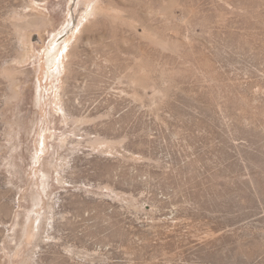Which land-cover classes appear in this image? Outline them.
I'll return each instance as SVG.
<instances>
[{
    "label": "rangeland",
    "instance_id": "obj_1",
    "mask_svg": "<svg viewBox=\"0 0 264 264\" xmlns=\"http://www.w3.org/2000/svg\"><path fill=\"white\" fill-rule=\"evenodd\" d=\"M0 264H264V0H0Z\"/></svg>",
    "mask_w": 264,
    "mask_h": 264
},
{
    "label": "bare ground",
    "instance_id": "obj_2",
    "mask_svg": "<svg viewBox=\"0 0 264 264\" xmlns=\"http://www.w3.org/2000/svg\"><path fill=\"white\" fill-rule=\"evenodd\" d=\"M74 1H76V0H74ZM109 1V0H108ZM78 3H79V1H78ZM112 4V3H111ZM115 4V3H114ZM114 4H112V5H114ZM87 6H89V5H87ZM92 7V6H91ZM93 8V7H92ZM91 8V9H92ZM91 12V11H90ZM95 13H96V11H95V9L91 12V13H87V19H90L92 16H94L95 15ZM84 19V18H83ZM45 20V18H44V16H41V17H39V18H33V19H30L28 22H27V24H29V23H33V22H39V23H42L43 21ZM96 20H92L91 21V23L93 24L94 22H95ZM25 23V22H24ZM92 24H90V25H87L84 29H85V31L86 30H91V25ZM26 25V24H25ZM82 25V24H81ZM27 26H29V25H27ZM80 27V26H79ZM82 32V31H81ZM84 34H85V32H84ZM89 37H87V39H88ZM82 41H83V39H82ZM78 47H79V45H77ZM77 46H75L72 50H71V52H70V54H72V56H75V54H77L76 53V50H77ZM67 47V46H66ZM77 56V55H76ZM72 61V60H71ZM69 80V79H68ZM136 82V81H135ZM66 94V93H65ZM33 217V216H32ZM32 218L31 217H29V221L31 220ZM31 223V222H30Z\"/></svg>",
    "mask_w": 264,
    "mask_h": 264
}]
</instances>
